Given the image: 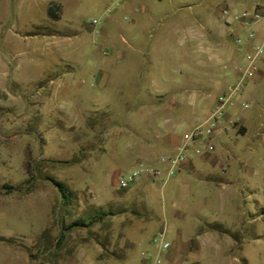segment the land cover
Listing matches in <instances>:
<instances>
[{"label": "rangeland", "instance_id": "rangeland-1", "mask_svg": "<svg viewBox=\"0 0 264 264\" xmlns=\"http://www.w3.org/2000/svg\"><path fill=\"white\" fill-rule=\"evenodd\" d=\"M233 1L0 0V121L8 126L14 120L11 130L10 126L0 129V237L19 232L28 242L37 232V222L47 215L42 194H35L22 213L26 223L18 224L10 211L18 196L11 191L13 184L22 186L20 181L28 180L24 184L31 186L47 178L57 181L58 177L68 181L72 172L79 177L81 192L86 193L95 179L110 190L114 188L113 175L103 177L101 167L90 165L84 157L89 148L95 155L100 153L103 132L123 135L121 128H126L127 119L141 104L136 96L158 87L156 91L169 93L170 103L184 101L186 90L195 84L188 77H212L217 69L236 77L228 87L238 81L231 65L241 53L235 50L219 12L224 4L236 10L252 7L231 6ZM178 8L183 22L179 33L173 26ZM150 14L153 16L148 19ZM219 49L223 50L221 60L216 59ZM228 49L232 51L229 57ZM200 55H205L209 66L198 68ZM188 61L193 63L186 66ZM48 93L57 96L49 100ZM235 99L228 108L235 118L255 112L247 133L235 136L238 150L252 143V166L258 171L263 163L264 98L258 105L248 100L246 108ZM43 104L52 112L48 118L40 114ZM183 107L187 105L183 103ZM80 112L91 118L86 125L90 129L67 131L58 127L57 119L78 117ZM27 117L28 126L25 122L21 126L18 121ZM48 123L54 126L49 134ZM106 123L110 129H100ZM230 135L223 138L229 146ZM88 139H92L91 145L79 148V143ZM131 139L127 137L129 142ZM107 156H118L117 145L110 147ZM77 164L80 169L74 168ZM253 189L252 197L261 208L253 203L252 214L262 217L264 187ZM76 205L74 202L68 210L66 226L85 213ZM262 218L254 224L255 231L264 229ZM66 233L59 247L52 240L43 247L37 241L26 248L35 264H63L78 235L75 228ZM6 246L0 241V264H24L10 253L6 255Z\"/></svg>", "mask_w": 264, "mask_h": 264}, {"label": "crops", "instance_id": "crops-1", "mask_svg": "<svg viewBox=\"0 0 264 264\" xmlns=\"http://www.w3.org/2000/svg\"><path fill=\"white\" fill-rule=\"evenodd\" d=\"M263 2L264 0H234L231 6L245 5L253 9ZM180 12L181 8H178L173 14L176 19L173 26L178 33L183 26L182 16L178 15ZM152 16L147 15V18L151 19ZM263 31L261 25L259 37ZM222 52L219 49L216 59L221 60ZM228 52L229 57L232 51L228 49ZM224 53H227L226 50ZM200 56L196 63L198 68L202 65L209 66L204 61L205 55ZM262 58L263 62L259 64L260 70L254 76L255 79L252 77L245 81L236 96V103L241 105L246 102L248 105L249 100L251 104L258 105L263 100L264 56ZM192 63L188 61L186 66ZM217 72L212 77H188L195 84L190 90H186V97L184 101L181 99L182 102L170 103L167 101L169 93L164 89L156 91L158 87L145 91L136 96L141 104H138L127 119L126 128L116 126L124 131L122 136L118 134L114 137L103 132L100 153L95 155L89 148L84 158L90 165H99L104 173L103 177L110 173L113 175L115 181L112 190L103 181L99 183L95 179L84 193L80 190L76 174L71 172L72 176H69L68 181L58 177L57 182L76 195L77 208L85 211L77 218L83 216L86 221V227L75 228L78 235L74 238L77 242L63 264H155V259L159 260L158 264H264V229H253L254 224L263 219L264 211L262 217L252 214L253 203L261 208L258 200L253 199L252 193L254 186L264 187V149L261 155L263 163L259 164V170L256 171L252 166L250 153L252 143H248L249 146L245 149L238 150L239 141L236 139V136L242 137L247 133L255 112L235 118L230 113L229 106L211 142V150L200 155H189L168 181L144 179L126 190H120L117 186L123 171H129L138 161L156 164L159 156L175 153L183 136L204 121L217 96L236 79L218 69ZM56 96L55 93L53 96L46 94L49 100ZM183 103L187 108L183 107ZM50 113V109L44 106L40 114L48 118ZM90 119L80 112L78 117L69 115L57 119V123L58 127L67 131H78L90 129L86 126ZM11 122L7 126V123L0 121V129L10 126L11 130ZM19 122L21 126H24V122L28 126L29 119L21 118ZM37 123L40 122L33 124ZM46 126L49 134L54 126L49 123ZM102 128L108 131L110 124L100 126ZM225 135L232 138L230 146L223 140ZM127 137H132L131 142ZM91 140L78 142L79 148L90 146ZM262 142L264 143V137ZM114 145H117L118 156L109 159L107 152ZM74 168L80 169V164ZM27 182L28 180L20 181L24 186L17 185L19 182L11 185V191L18 196L10 211L18 224H25L22 213L27 209L30 197L42 194L46 218L44 221H36L37 232L30 241L24 242L25 237L19 232L4 239L14 241L13 244L5 242V249L8 251L6 255L10 253L24 264H35L26 248L35 244L47 230H50V242H56L60 233V226L55 224L59 192L47 181L36 182L30 188L25 186ZM20 189L23 191L19 192ZM88 206L100 211V220L91 209L87 213ZM160 232L164 233V241L169 244L167 249H162L154 241ZM63 235L67 237L66 231ZM54 248L51 247V250Z\"/></svg>", "mask_w": 264, "mask_h": 264}, {"label": "built area", "instance_id": "built-area-1", "mask_svg": "<svg viewBox=\"0 0 264 264\" xmlns=\"http://www.w3.org/2000/svg\"><path fill=\"white\" fill-rule=\"evenodd\" d=\"M219 20L231 38L235 50L241 53V58L235 59L232 64L238 81L217 96L213 108L204 121L183 136L175 153L159 156L156 164L138 161L129 171L122 173L117 183L120 190H126L144 179L166 182L176 174L189 155H200L211 150V142L225 116L226 109L233 104L245 81L259 72V64L263 62L264 56V31L260 37L258 31L261 25L264 29V2L249 11L236 10L224 4L219 12ZM241 106L246 108L248 105L241 103ZM154 241L158 242L162 249L169 247L164 241L163 232L158 233ZM158 263L159 260L155 259V264Z\"/></svg>", "mask_w": 264, "mask_h": 264}, {"label": "trees", "instance_id": "trees-1", "mask_svg": "<svg viewBox=\"0 0 264 264\" xmlns=\"http://www.w3.org/2000/svg\"><path fill=\"white\" fill-rule=\"evenodd\" d=\"M59 164H61V163H59ZM45 180L48 181L49 183H51L52 185H54L59 192L58 214L56 215V219H55V224L60 226V233L58 234L56 242H55V243H57V247H59L61 241L64 238L63 237L64 231H67V230H70L73 228L86 227V223H85L86 221L83 219V216H82L81 218L74 219V221L72 223H70V225L66 226L64 224L65 217L68 216V210L72 209L73 203L77 202V199L71 191H69L67 188H65L63 185H61L56 180L51 179V178H47ZM27 184H28V182H27ZM28 188H30V186ZM76 207H77V205H76ZM90 209L92 210L93 213L96 212L95 213L96 217L98 218V220H100V218L102 217V214L100 213V211L93 210L94 208H90ZM103 216H105V215H103ZM90 222H91V220H90ZM48 234L46 231L40 236V238L38 239L40 246L43 247V246L47 245L48 243H50V241L48 240ZM59 240H60V242H59ZM0 241L7 242L9 244L14 243V241L11 239L0 238ZM29 257H30V259L34 260L32 255L29 254Z\"/></svg>", "mask_w": 264, "mask_h": 264}]
</instances>
